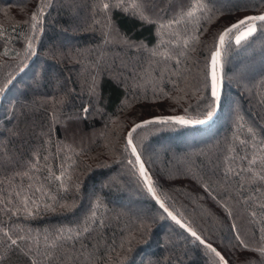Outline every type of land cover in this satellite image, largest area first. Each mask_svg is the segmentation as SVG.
Wrapping results in <instances>:
<instances>
[{
	"label": "trees",
	"instance_id": "1",
	"mask_svg": "<svg viewBox=\"0 0 264 264\" xmlns=\"http://www.w3.org/2000/svg\"><path fill=\"white\" fill-rule=\"evenodd\" d=\"M41 2L0 0V25L3 26V34H0V86L9 76L14 77L0 94V158L4 153L14 157L21 151L27 156L30 145L39 148L42 158L45 149L55 152L63 147L57 141V138L63 140V132L58 125L53 124L51 145L40 135L52 123V113L55 111L59 116L61 111L55 100L50 98H58L56 86L45 81L35 92L27 87L33 71L44 61L50 69L64 75L71 74L75 80L76 73L86 75L90 71V62L100 60L99 66L105 73L103 88L108 108L104 117L89 116L83 124L86 133L83 142L80 139L73 142L79 149L73 159L76 161L75 175L82 178L80 192L71 186L67 190L60 187L58 181L45 174L42 163L37 173L39 178H32V187L26 193L30 207L33 203L39 204V207L32 208L34 214L30 215L23 211L20 197L15 195L17 186H23L21 194L24 195V189L30 183L27 176H13V172L23 170V161L15 167L0 168V253L4 251V229H8L21 237H38L41 252H54L51 264H208L201 251H189L187 256L184 255L191 248L190 234L167 216L158 203L139 190L128 169L123 164L114 163L106 145V141H112L119 151L126 135L124 130L138 117L148 119L157 114H183L186 108L193 114L202 111L206 101L193 88L203 80L205 57L208 55L206 49L197 45L195 52L189 51L187 61L182 60L184 75L192 84V88H186L184 75L179 78L175 75L178 69L174 61L168 60L166 64L148 51L119 43L101 44L100 31L92 24V5L99 4L100 0H43L45 4L51 2L53 7L46 8L45 14H41L38 25L44 27V32L36 33V52L20 71L25 37L31 34V13ZM68 5H71L72 12L78 13V19L66 11ZM121 23L132 33V39H144L149 47L156 43L152 27L137 29L126 19ZM208 27L214 30L216 22ZM208 35L204 33L201 40ZM56 50L64 52V56L57 55L54 60L52 57ZM230 53L225 64L226 76L231 78L226 79V92L233 104L239 105V114L244 118L240 128H236L235 117L225 105L205 124L176 128L149 126L150 130L138 129L134 135L145 136L147 156L150 157L146 158V164L154 177L161 179L170 198L166 199L168 207L201 230L226 258L230 257L229 264H244L246 258L261 259L255 249L264 246V212L258 203L264 201V181L254 185L245 182L241 186L240 179L233 172L225 174L223 167L229 145L236 148L235 162L243 163L245 167L254 154L240 140L251 141L252 134L247 128H256L258 122L264 121V80L259 75L246 77L244 70L246 65L259 68L264 53L259 47L239 54L230 49ZM108 73L125 79L127 87L115 85L108 78ZM174 80L178 82L173 84ZM75 86L79 88V84ZM174 96L177 99H173ZM125 97L128 106L118 108L119 100ZM10 101H17L14 111L9 110ZM25 103L29 104L28 108L23 107ZM80 103L77 99L76 104ZM170 109H175V113ZM105 124L108 125L107 130ZM25 125L32 127L35 138L12 135ZM113 130L121 131V134L117 136ZM245 154L248 161H240L239 157ZM255 155L260 157L264 153L257 150ZM27 158L31 159V156ZM210 158L219 160V166L209 164ZM51 165L58 172V160L53 159ZM256 168L261 170L259 161ZM205 183L207 188L203 187ZM93 192L102 197L94 209ZM65 203H74V206L62 207ZM225 204L231 215L224 208ZM16 205L21 209L19 214L11 211ZM91 211L96 212V216H90L88 221L93 230L85 233L84 216ZM252 212L257 215L252 216ZM100 220L104 221L103 227L99 226ZM142 220L146 228L141 227ZM233 222L235 228L231 227ZM77 231L81 233L80 237L75 236ZM237 231L240 238L249 244V249L236 247L238 241L234 233ZM129 233L134 237L130 252L126 242L123 248L120 247ZM40 264H48V259H41Z\"/></svg>",
	"mask_w": 264,
	"mask_h": 264
},
{
	"label": "snow or ice",
	"instance_id": "2",
	"mask_svg": "<svg viewBox=\"0 0 264 264\" xmlns=\"http://www.w3.org/2000/svg\"><path fill=\"white\" fill-rule=\"evenodd\" d=\"M52 3L45 4L42 2L37 6L36 10L31 13L30 21V35L25 37L26 46L23 48V56L20 58V71L26 67L27 59L36 52V33H43L44 27L38 25V20L41 14H45V9H51ZM66 11L74 18H79L78 13L71 10V5H68ZM92 24L96 25L101 34V44L107 45L109 43H119L129 48L137 50H145L151 53L153 57H160L166 64L168 60L174 61L178 71L175 75L179 78L184 75L182 70V60L187 61L189 51L195 52L197 45H203L208 55L205 57V69L203 73V80L198 87L193 88L194 92L201 94L200 98L205 100L203 110L196 111L195 114L184 109L183 114H157L151 115L148 119L137 118L133 120L131 125L126 130L123 144L117 146L112 141H106L107 151L114 158V163L123 164L129 171L130 175L135 178L136 184L139 185V190L149 196L154 202L158 203L167 216L171 217L186 233L190 234L188 240L191 248L185 251L184 255H188L189 251H201L207 257L208 264H229V258L202 234L201 230L192 226L191 222L181 218L175 211L168 207L166 199L168 193L164 190L162 181L159 177H154L153 173L149 171L146 164L148 149L144 143L145 136H135L138 129L150 130L149 126L153 128H176L179 126H195L205 124L212 120L218 111L222 110L225 105L228 106L229 111L233 114L236 120V128H240L243 122V116L239 114V105L233 104L226 92V76L225 64L230 58V49H235L236 54L241 51H247L251 48L253 51L259 47L264 53V0H100L99 4L92 5ZM96 13H99L97 16ZM236 15H233V14ZM128 20L136 25L137 29L145 27H152L156 43L149 47V44L144 40H134L131 38L132 33L128 32L122 26V20ZM216 22L214 30L209 29V25ZM25 23H28L27 21ZM2 25H0V34L2 33ZM208 33L205 40H201V36ZM210 41V43L208 42ZM192 45L190 48L189 46ZM7 53V47H5ZM16 55L19 57L20 53ZM64 56V52L56 50L52 59L56 56ZM100 60L95 63L90 62V71L85 75L83 72L76 73V79L73 80L71 74L64 75L62 72H57L48 67L47 61H44L32 73V80L27 85L33 92L37 91L40 85L45 81H51L59 92L58 98L50 97L55 100L56 105L61 109L59 116L57 112L52 113V123L49 124L46 130H43L40 135L46 138V143L51 145L52 142V128L53 124L58 125L63 132V140L57 138L58 143L63 147H59L52 152L51 149H45L43 158L38 147L30 145L27 156L25 152L21 151L18 154L9 156L4 153L0 158V168L15 167L23 161L24 167L22 171L13 172V176L21 178L29 177V185L24 189L25 194H21L22 185L17 186L15 195L20 197V202L23 205V211L27 214L33 215V207H39V204L33 203L29 206V196L26 194L27 190L32 187L31 180L33 177L39 178L37 173L40 172V165L43 163L45 174L52 179L59 182V186L67 190L69 186L74 188L76 192H80L82 187V178L75 175L74 166L76 161L73 156L79 151L74 147L77 138L83 142L86 135L84 131V121L89 116L104 117L107 114L108 101L104 96V76L103 69L100 68ZM246 77H255L259 75L264 80V55L261 57L259 68L255 66H245ZM108 78L119 87H127L126 80L120 76L108 73ZM14 77L9 76L5 84L0 86V94H3L8 84L12 83ZM186 81L185 87L192 88V84L187 82V76L184 75ZM178 81L174 80L173 84ZM79 84V88L75 86ZM208 95L205 96L204 94ZM163 99V97H160ZM177 99L176 96L172 97ZM79 99L81 103L76 104ZM17 101H10V111H14ZM127 97L120 99L118 108L127 107ZM23 107L28 108L29 104L25 103ZM66 109L67 111H63ZM175 113V109H170ZM34 127V126H33ZM105 129L108 125L105 124ZM116 131L117 136L121 131ZM247 131L252 134V140H240V143L245 148L250 147L253 150V156L248 161V155L240 156V161H248L247 167L243 163H236L234 155L236 148L229 145L228 155L224 157L223 172H233L236 177L240 179V184L243 186L245 182L255 184V182L264 181V156H256L255 152L259 150L264 153V121L258 122L256 128L249 126ZM259 131V135H258ZM13 136H24L28 138H35V133L32 127L25 125L17 132L12 133ZM101 135H104L102 132ZM237 139H239L237 137ZM65 151L67 154H65ZM53 159L58 160V172L54 171L51 165ZM259 161L261 170H257L256 163ZM209 164L219 166V160H208ZM235 164V167H233ZM88 171H91L89 168ZM241 173L244 175L241 176ZM75 177V179H74ZM225 179L228 177L225 175ZM39 187V186H38ZM203 187L207 188L208 184ZM47 191V189H45ZM94 209L98 203L101 202L102 197L97 192L92 193ZM11 203V201H9ZM261 212H264V201H258ZM46 207L48 205H45ZM73 204L65 203L62 207L71 208ZM224 208L231 215V210L228 209L227 204ZM7 210V209H6ZM11 211L20 213L19 205L13 206ZM256 216V212L251 213ZM96 216L95 211L84 216L85 233L91 232L93 229L88 226L89 217ZM95 223V222H93ZM104 221H99V226L103 227ZM141 227L146 228L147 225L141 221ZM231 227L235 228V222ZM64 231L61 229V232ZM69 232L72 230L69 229ZM5 241L4 251L0 253V264H40V260L47 258L48 264H51V258L54 252H41L39 250V239L26 235L24 237L11 233L8 229H4ZM15 235V238L13 236ZM76 237H80L81 233L77 231ZM235 239L238 241L236 247L242 249H249V244L245 243L240 238V233H234ZM59 238V234H58ZM134 237L131 233L125 237L120 244L123 248L125 242L129 245L127 251H131V241ZM47 240V238H45ZM32 241V243H28ZM75 240L73 239V243ZM141 242H144L143 239ZM50 243L55 244V241ZM107 245V241L104 242ZM259 253L261 259L254 261L251 258H246L244 264H264V246L255 249ZM117 255H119L117 253ZM25 257V260H21ZM121 257V259H125ZM159 264V262H157Z\"/></svg>",
	"mask_w": 264,
	"mask_h": 264
},
{
	"label": "rangeland",
	"instance_id": "3",
	"mask_svg": "<svg viewBox=\"0 0 264 264\" xmlns=\"http://www.w3.org/2000/svg\"><path fill=\"white\" fill-rule=\"evenodd\" d=\"M77 140H79V138H77ZM156 148H157V146H156ZM134 204H135V203H132L131 205H133V206H136V207H137V205H136V204L134 205ZM131 205L129 204V207H130ZM136 207H135V208H136ZM133 208H134V207H133ZM171 238H173V237H171ZM173 242H174V240H173Z\"/></svg>",
	"mask_w": 264,
	"mask_h": 264
},
{
	"label": "water",
	"instance_id": "4",
	"mask_svg": "<svg viewBox=\"0 0 264 264\" xmlns=\"http://www.w3.org/2000/svg\"><path fill=\"white\" fill-rule=\"evenodd\" d=\"M220 113V111L217 112V114L215 115V117Z\"/></svg>",
	"mask_w": 264,
	"mask_h": 264
}]
</instances>
